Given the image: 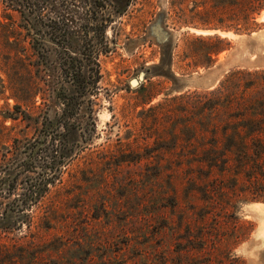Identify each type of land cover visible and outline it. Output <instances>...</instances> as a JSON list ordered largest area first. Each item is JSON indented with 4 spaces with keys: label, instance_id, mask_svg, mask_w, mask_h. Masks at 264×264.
Masks as SVG:
<instances>
[{
    "label": "rangeland",
    "instance_id": "obj_1",
    "mask_svg": "<svg viewBox=\"0 0 264 264\" xmlns=\"http://www.w3.org/2000/svg\"><path fill=\"white\" fill-rule=\"evenodd\" d=\"M1 1L0 177L20 173L0 193V264H264V121L243 124L264 120V6L129 0L63 126L79 44L47 36L36 55ZM58 2L80 38L79 0Z\"/></svg>",
    "mask_w": 264,
    "mask_h": 264
},
{
    "label": "trees",
    "instance_id": "obj_2",
    "mask_svg": "<svg viewBox=\"0 0 264 264\" xmlns=\"http://www.w3.org/2000/svg\"><path fill=\"white\" fill-rule=\"evenodd\" d=\"M58 1L59 0H2L1 2H5L6 7L11 10H14V7L17 6L21 8L17 11L23 15L26 37L29 38L31 49L36 55L39 56L40 52L43 50V43L46 41L47 36H49L48 39H50V42H52L55 47L63 45L64 43L65 50L69 53L71 50H75V45L78 42V54L80 55L79 60L66 56L64 58L62 57V65L65 66V76L68 77V80L71 79L74 84V86H70V90H61L57 95L58 100H62L63 104L67 106V109H65L63 113L64 124H62L63 126H66V121H68L69 117L72 115L70 107L73 108L78 106L79 101H85L82 97L86 94V90H89L90 86L95 85L98 80L97 68L99 67V63L94 57V53L97 52L96 48L103 41L102 39L106 26L110 22L112 15L118 16L123 14L129 0H107L109 8L106 7V0H79L81 6L83 7L80 19L84 22L79 27L80 38L79 36H76L73 31H71L72 24L75 20L74 12L70 11L66 7L64 11H59L61 9L58 7ZM255 5L257 8L264 6V0H255ZM14 11H16V9ZM12 44L18 46L19 40L14 38ZM20 49L24 51V47L20 46ZM38 56H36V58ZM37 61L35 60L33 63L37 64ZM84 62H87L86 69ZM35 84L40 86L39 79L35 82ZM37 89H40V87ZM261 121L264 120L245 116L243 124L249 126L252 130L254 129V132L259 129V126L263 125V122ZM255 145L258 149V153L263 154L264 146L260 145V142ZM238 149L239 151H243L244 147L242 146V148ZM25 167L28 166L23 164L22 166H17L16 169L19 170H15L16 172L23 169L25 170ZM19 173L20 172L16 173L14 177L10 176L11 173L0 177V193L3 186L8 187V193H12L14 189L17 188V175ZM31 197L32 198L30 200L34 199L33 196ZM6 213L7 211L4 214V210L0 208L1 221H4L7 217ZM25 213L26 212H23L22 214ZM3 214L5 215L4 217ZM22 217L23 216H18L15 222H19L20 225H22V223H27L30 227L31 222H23Z\"/></svg>",
    "mask_w": 264,
    "mask_h": 264
},
{
    "label": "bare ground",
    "instance_id": "obj_3",
    "mask_svg": "<svg viewBox=\"0 0 264 264\" xmlns=\"http://www.w3.org/2000/svg\"><path fill=\"white\" fill-rule=\"evenodd\" d=\"M137 85V81H136V84H132L131 86L135 87ZM257 204V203H256ZM258 205H261V206H264V204H258ZM259 240V239H258ZM260 241V240H259ZM263 243V242H262ZM260 244V243H259ZM252 259V258H251ZM252 264H256V259L253 258L251 261H250ZM250 263V264H251Z\"/></svg>",
    "mask_w": 264,
    "mask_h": 264
},
{
    "label": "water",
    "instance_id": "obj_4",
    "mask_svg": "<svg viewBox=\"0 0 264 264\" xmlns=\"http://www.w3.org/2000/svg\"><path fill=\"white\" fill-rule=\"evenodd\" d=\"M130 84H131V85H132V84H136V80H135V79L131 80V81H130Z\"/></svg>",
    "mask_w": 264,
    "mask_h": 264
}]
</instances>
